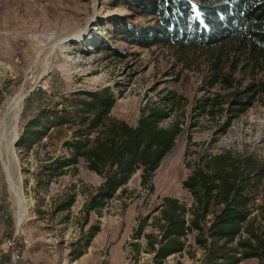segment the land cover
I'll return each instance as SVG.
<instances>
[{
	"label": "rangeland",
	"instance_id": "rangeland-1",
	"mask_svg": "<svg viewBox=\"0 0 264 264\" xmlns=\"http://www.w3.org/2000/svg\"><path fill=\"white\" fill-rule=\"evenodd\" d=\"M127 13L119 0H0V264H9L11 254L1 245L15 235L25 264H155L146 237L137 238V232L142 227L144 233H160L155 227L160 212L155 210L166 197L193 202L183 182L203 154L248 150L264 159V98L234 119L225 133L218 128L226 116H200L198 125L191 127L197 101L215 93L227 98L232 89L219 83L205 90L212 69L207 49L183 54L161 45L109 42L101 25L111 28V22ZM105 41L124 55L112 47L101 51L98 45ZM225 70H232L231 63ZM235 76L246 85L264 78V71H237ZM105 87L115 91L111 113L117 119L135 125L148 103L159 102L170 91L185 98L187 119L176 146L155 172L152 189L141 184L139 170L101 214L87 215L85 203L102 178L84 161L49 185L41 184L46 181L41 168L46 159L68 154L64 135L51 144L44 138L29 152L17 145V138L41 108L54 106L74 91ZM177 112L174 118L180 116ZM73 195V206L60 211ZM95 224L100 231L87 253L73 260V243ZM136 243H142L139 257ZM203 254L192 233L183 254L170 256L164 264H201ZM240 264L260 261L251 258Z\"/></svg>",
	"mask_w": 264,
	"mask_h": 264
},
{
	"label": "trees",
	"instance_id": "trees-1",
	"mask_svg": "<svg viewBox=\"0 0 264 264\" xmlns=\"http://www.w3.org/2000/svg\"><path fill=\"white\" fill-rule=\"evenodd\" d=\"M119 2L129 13L111 22V28L101 25V32H106L109 42L142 48L161 45L183 54L207 49L212 69L205 90L210 91L219 83L232 89L227 98L215 93L197 101L191 127L198 125L200 116H226L218 128L225 133L234 119L264 98V78L243 85L235 76L237 71L255 75L264 71V0ZM98 46L101 51L112 49L119 56L124 55L107 41ZM227 63H231L230 72L225 70ZM2 98L0 89V101ZM184 99L170 91L159 102L148 103L133 125L112 116L117 100L112 87L74 91L54 106L38 110L25 123L17 145L29 152L43 144L44 138L51 144L64 135L62 144L68 154L46 159L41 167L46 181L41 184L49 185L84 161L89 170L102 178L86 201L85 211L87 215L101 214L119 190H126L139 170L141 184L153 188L155 172L185 129ZM178 110L180 116L174 118ZM168 120L171 122L165 126ZM183 186L190 191L193 202L189 205L180 198L166 197L155 210L160 212L155 223L160 233H144L142 227L137 232V238L146 237V250L154 254L155 264H164L170 256L183 254L192 233L195 243L204 249L201 264H240L251 258L264 264L262 157L248 150L207 152ZM74 202L75 195L58 209L68 210ZM99 231V225H92L87 235L73 243L70 252L73 260L87 253ZM141 247L142 243L134 244L137 257Z\"/></svg>",
	"mask_w": 264,
	"mask_h": 264
},
{
	"label": "built area",
	"instance_id": "built-area-1",
	"mask_svg": "<svg viewBox=\"0 0 264 264\" xmlns=\"http://www.w3.org/2000/svg\"><path fill=\"white\" fill-rule=\"evenodd\" d=\"M17 236L18 235H15L14 237L7 239L1 245V248L5 253L9 252L11 254L9 264H25L21 261V252L17 245Z\"/></svg>",
	"mask_w": 264,
	"mask_h": 264
},
{
	"label": "water",
	"instance_id": "water-1",
	"mask_svg": "<svg viewBox=\"0 0 264 264\" xmlns=\"http://www.w3.org/2000/svg\"><path fill=\"white\" fill-rule=\"evenodd\" d=\"M17 139H19V136H18V138ZM17 141V140H16Z\"/></svg>",
	"mask_w": 264,
	"mask_h": 264
}]
</instances>
